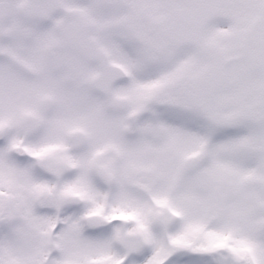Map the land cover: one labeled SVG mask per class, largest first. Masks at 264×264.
<instances>
[{
    "label": "snow or ice",
    "instance_id": "1",
    "mask_svg": "<svg viewBox=\"0 0 264 264\" xmlns=\"http://www.w3.org/2000/svg\"><path fill=\"white\" fill-rule=\"evenodd\" d=\"M0 264H264V0H0Z\"/></svg>",
    "mask_w": 264,
    "mask_h": 264
}]
</instances>
